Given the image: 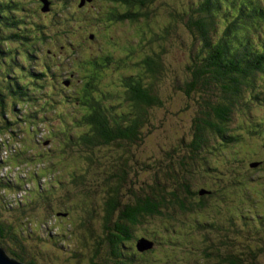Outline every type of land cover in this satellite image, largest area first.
<instances>
[{
  "label": "trees",
  "instance_id": "16d2710c",
  "mask_svg": "<svg viewBox=\"0 0 264 264\" xmlns=\"http://www.w3.org/2000/svg\"><path fill=\"white\" fill-rule=\"evenodd\" d=\"M68 1L62 0L67 6L60 12ZM99 1L106 5L82 22L107 30L123 25L114 47L119 58L105 50L116 41L103 27L105 48L86 57L75 53L73 64L80 65L63 79L58 67L54 71L37 55L43 44L67 45L68 29L49 30L60 29V12L55 21L32 24L31 38L17 25L26 22L15 17L22 10L18 1L0 0V54L7 68L23 71L19 80L6 71L0 79V151L5 135L18 144L5 150L9 156L0 165L10 167L9 174L20 168L12 185L4 184V194L17 192L21 183L31 185L24 198L32 189L41 200L52 190L69 194L72 208L57 215L69 222L78 216L83 239L72 243L59 227L45 239L68 251L72 243L71 256L83 264H176L177 257L183 264H264V215L241 212L246 190L250 202L264 196V184L249 188L246 176L264 167L257 157L264 114L254 119L253 111H264V0H175L163 11L160 0ZM89 38L99 43L97 34ZM171 50L176 69L182 68V75L168 73L178 77L176 85L162 74ZM179 94L187 103H174ZM8 101L15 116L4 110ZM163 114L187 123L182 135L173 136L168 122L159 127ZM220 157L227 175L200 187L201 171L220 173L214 165ZM23 199L12 205L25 215ZM19 237L0 221V241L11 242L15 251L0 246L24 263ZM142 241L146 248L139 249Z\"/></svg>",
  "mask_w": 264,
  "mask_h": 264
},
{
  "label": "rangeland",
  "instance_id": "374dc122",
  "mask_svg": "<svg viewBox=\"0 0 264 264\" xmlns=\"http://www.w3.org/2000/svg\"><path fill=\"white\" fill-rule=\"evenodd\" d=\"M16 1H18V5L21 7L22 10L17 12L15 17L18 18L19 20H21L22 18V20L26 21L25 23L18 21L19 23H17V25L20 27V29L29 31V33H27V36H31V38L33 35L32 28H31L32 24L35 23L38 26H40L39 22L46 24L49 20L55 21V18H59L58 13L60 12V10L64 8L65 6H67V3L61 4L62 0H51L50 3H47L46 0H16ZM84 1L86 2V0H69L68 8L66 10L61 11L59 15L61 19L63 20V22L60 23V29H57V26H54L53 28L49 29L50 31H54L53 29L55 28L56 31L58 30L59 32H62V30L64 29H68L69 37L64 39L67 45H65L64 42H62L63 43L62 47L59 46L57 42L56 43L54 42L46 43V44H43L44 46L41 48V51L37 52L38 57H41L42 60L46 59L48 63L50 64V66L54 68V71H57L56 68L58 67V69L61 71L59 73L61 74L63 79L69 78L70 75L73 72H75L74 68L76 69L77 66L80 65L79 62H76L75 64H73V60H74L73 57L75 56V53H77L78 55L81 54L83 57H86L89 55H95L96 53H98L100 49H103L106 46V39H105L106 33L104 32V28L106 29V27L104 25L101 27L99 24L90 25V24H86L87 22L86 23L82 22V19L87 20L88 18L89 19L92 18V16L89 15V13L91 12L90 10H92L93 8H99L100 5L104 6L106 5V2L105 1L101 2L97 0L100 2V3L98 2L99 4L95 2L91 4H84ZM78 2H80L81 4L79 5ZM174 2L175 0H160L157 3V8L160 11H163L165 10V7H163L165 3L167 5H173ZM46 5H50L51 7L50 12H48ZM39 9H41V11ZM124 31H125V27L123 25H117V28L107 30L108 36H111L116 41V43L112 44L109 48L107 47L105 48L108 54H113L115 56L119 55V53L117 52L118 49L114 47H118L117 41L121 37L119 35L124 34ZM19 33L20 35L25 34L24 31H19ZM89 34H97L99 38V43L96 39L92 41V39L89 38ZM35 37H38V36L35 34ZM186 38H187V34H186ZM0 42H1V39H0ZM1 49L3 50V48ZM174 51L171 50V52H167L165 56L166 63L168 65L167 71L165 70L164 72H162V74L164 78L168 76L169 81L171 83L179 84L180 81L177 79L178 77L176 75H173V74L168 75L170 70L171 71L174 69L177 70L176 66H180V65H176L177 55ZM19 54L21 56V52ZM22 54L24 56L23 58L29 61V54L26 53V51H23ZM16 55H18V52L16 53ZM5 57H8V53L6 54ZM116 58H119V56H117ZM30 62L32 63L33 61L30 60ZM115 63L117 62L115 61ZM38 64L40 63L37 61V67H40L41 64L39 66ZM12 69L14 70V74L12 73L13 70H10L9 68H7L6 63H5V58H2V55H1L0 73L1 72L2 73L0 74V79H2V77L3 78L5 77V73H4L5 71L8 72L10 75H12L13 78L15 77L14 79H17V80H19L23 76V73H22L23 71L20 66L18 69L17 65H14ZM177 72L180 75H182V68H178ZM172 75L175 78H170L172 77ZM75 79L77 78L75 77ZM63 81L64 80H61V82ZM1 82L2 80H0V84ZM28 83L29 85H31L30 82ZM170 89H172L171 85H168L167 91L169 92L170 98H173L176 92L175 90L170 91ZM177 102L180 103L181 105H182V102L183 104H185L187 103V98L184 97V94H179L177 97L174 98V103H177ZM11 103H12L11 101H8L7 106L6 105L4 106V110L8 112L7 114L9 115L11 114L15 116L18 113L16 110L12 111ZM18 107L19 106L15 107V109L18 110ZM253 111H254V119H257V117H260L264 114V111H259L258 109H255ZM164 115L165 114L159 116L160 120H162L160 121V124L161 123L162 124L159 125V127L163 128L165 124L168 122V124L170 125L169 130L171 131L173 136L182 135L185 128H187V123H182L181 119L177 118L174 115L168 116L167 118L166 117L163 118ZM5 118H7V115H5ZM170 120L173 122H169ZM177 125L179 126L180 129L178 128L176 130ZM3 137L5 138V141H6L5 150H9L11 148L14 149L18 147V144L15 141L14 143H11L12 140H9V138H7L6 135ZM3 141L4 139L1 138L0 144H4ZM7 141H11V142H7ZM7 143L9 144L8 146H7ZM219 147L225 150V147L221 145H219ZM210 148L212 152H215V155L219 153V150H217V148L212 147V146ZM5 150L0 151L1 159L9 156V153L6 152ZM213 157L214 156H210L209 160H212ZM257 157L260 160H264V142L262 143V141L260 144L259 152L257 153ZM214 165L217 167L220 173H218L217 175L216 173L211 172L210 175H208L204 171H201V173L203 174V176L201 175V177L205 180V182H201V184H199L200 187L201 186L204 187L207 184L206 181H215L216 178L221 179L219 175H222V174L227 175V171H223L226 169L227 165L224 162H222L221 157L217 161H214ZM8 168L10 169V167H8L7 165L6 166L0 165V181H1L0 182L1 183L0 184V219L2 220L3 224L11 225L13 231H15L17 235L20 236L19 238L22 239L23 244H24V252L23 254L20 253V255L23 256L22 261H24V263L32 262V263H37V264H71V263L83 264V262L78 261L77 258H74L71 256L72 254L71 251L72 249H74L73 246H75L72 243L78 240L81 241L83 239V236L80 234L82 232L81 227L80 225H78L79 217L74 216L73 214L71 215L70 217L71 222L73 221L72 219H74L76 220V223L73 221L74 225L73 227H70L69 223L71 224V222H69V219L65 220L62 217H59L57 215V212L59 211L60 208H66V209H69V207L72 208L73 201H70V202L68 201L69 194H67L65 197L62 194H60L58 190H52V193L47 198V200H41L39 197L40 193L35 192L34 189H32L33 191L32 190L28 191L26 195V197H29L28 194H30V198L26 200L25 199L26 197L25 198L23 197L25 195L24 191L27 192V190L31 188L30 183L29 184L21 183L20 188L17 190V192L15 190H13V192L10 190H5L6 192H10V194H4L3 192L4 190L2 189L5 186L4 184L8 182L9 185H12L13 177H15L18 172H20V168H15L13 170L11 169L12 171H10V174H9ZM246 176L248 177V183H249V184L247 183L248 184L247 187L249 188L255 187V189L260 190L262 184H264V167L259 166L257 169L255 168L253 172H247ZM255 182L257 183L256 186L253 185V183ZM54 189H56V187H54ZM245 192H246V197H248V195L251 194V191L246 190ZM47 193L48 192H44L43 196L46 195ZM246 197L243 199L247 203V205H243V207L245 208L241 212L244 214L246 213L254 214V212L256 211L257 214L264 215V196H262L261 201L258 200V197L252 196L253 201L251 202ZM16 199L17 200L23 199V202L25 201L24 203L21 204V207L24 210L23 213H25V215H23L21 212L18 211L19 207H13L14 205L12 204L13 202H15ZM69 203H71L72 206H70ZM231 204L233 206V203ZM239 207L241 208V205H239ZM72 213L77 214L74 209L72 210ZM25 216L28 219H26ZM56 227H59L61 232L64 234V236H66L67 239H69L72 242L69 247V251L66 249H61L59 244L56 245V243L54 244L53 242H49L47 241V239H45L46 235L50 234V232L53 234L56 232L57 234L58 230ZM97 227L99 228V224H97ZM263 227H264V221L261 225L262 230H263ZM34 228H36L37 230L36 232H33ZM31 233L32 235L30 237ZM10 238L13 239V237H10ZM37 238H39V242L37 241ZM42 239L44 240L43 242H42ZM0 244L5 245L4 250L6 251H9V252L15 251L13 250L14 249L13 245H11V242L9 241L7 243V241L1 240ZM139 247L142 248L140 244H139ZM249 247L251 249L256 248L252 241ZM144 248H146V245ZM261 249H264V244ZM9 257L13 258V256H9ZM69 257H72V258L69 259ZM13 259L16 260V258H13ZM185 259L187 260L189 259V257H186ZM175 263L183 264V258L177 257V259L175 260ZM263 263H264V257H263Z\"/></svg>",
  "mask_w": 264,
  "mask_h": 264
},
{
  "label": "water",
  "instance_id": "95a60500",
  "mask_svg": "<svg viewBox=\"0 0 264 264\" xmlns=\"http://www.w3.org/2000/svg\"><path fill=\"white\" fill-rule=\"evenodd\" d=\"M144 244H145V241H142L140 244L142 248H144ZM142 248L139 247V249H142ZM4 252L5 251L0 247V264H25V263H21L17 260L9 258V256L6 255Z\"/></svg>",
  "mask_w": 264,
  "mask_h": 264
},
{
  "label": "bare ground",
  "instance_id": "6f19581e",
  "mask_svg": "<svg viewBox=\"0 0 264 264\" xmlns=\"http://www.w3.org/2000/svg\"><path fill=\"white\" fill-rule=\"evenodd\" d=\"M5 253V252H4ZM8 257V256H7Z\"/></svg>",
  "mask_w": 264,
  "mask_h": 264
}]
</instances>
